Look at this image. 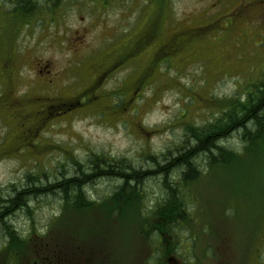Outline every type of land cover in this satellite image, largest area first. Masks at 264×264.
Instances as JSON below:
<instances>
[{"label":"rangeland","instance_id":"1","mask_svg":"<svg viewBox=\"0 0 264 264\" xmlns=\"http://www.w3.org/2000/svg\"><path fill=\"white\" fill-rule=\"evenodd\" d=\"M6 14L0 264H169L161 217L179 261L248 264L255 250L264 264V124H224L219 151L195 137L264 81V0H63ZM94 160L115 171L92 174ZM118 170L140 193L119 211ZM84 171L73 203L56 185Z\"/></svg>","mask_w":264,"mask_h":264},{"label":"trees","instance_id":"2","mask_svg":"<svg viewBox=\"0 0 264 264\" xmlns=\"http://www.w3.org/2000/svg\"><path fill=\"white\" fill-rule=\"evenodd\" d=\"M61 3H63V0H0V7L3 12L10 13L13 15L11 18L16 19L15 17L22 15V17H26L31 19L34 17L35 14L39 13L41 10H54L57 8ZM9 14V15H10ZM6 14V16H9ZM5 16V15H4ZM31 21L27 22L25 25L30 24ZM257 85L250 84V91L248 93V97L246 102L244 103L245 106H242L243 102L239 100V105L242 106L239 107V112L230 113L228 110L224 112L223 117H218L214 121H212L209 125L202 126L199 129V132L195 134L196 137V145H204L203 151L212 152L213 149L217 151L223 150L222 148L218 147L216 143V137L213 135L214 132L218 131H225V125H237L238 127L243 128L244 130H253V128L257 126H262L264 124V113H260L261 115L257 114L254 110L257 108V100L264 102V81L256 82ZM242 104V105H241ZM260 104V103H259ZM232 111V110H231ZM235 113H238L236 115ZM225 124V125H224ZM194 130V127L192 128ZM257 136V135H256ZM255 136V137H256ZM95 162V168L92 167V174H94V170H100V171H106V172H114L115 168L113 164H107V169H104V167H100L98 163H100V160H94ZM195 162H190V160H186L185 158L182 159L180 163H177L175 168L186 165V171H184V179L185 180H191L192 176L195 175V172L197 170L193 169L192 166H194ZM93 166V165H92ZM192 170V172H191ZM118 176H122L124 179V183L122 187H119L117 191V195L115 194L113 196V201L115 204V208L117 211L121 210L123 207L128 205V203L133 202L132 200H128L129 197H127V194H133L134 193V199L138 198L140 196V193L136 191L137 186L131 185L128 177H125L121 171H117ZM193 174H191V173ZM79 178H71L67 179L65 184L56 185L57 190L62 192L63 194H67V197L69 198V201L71 200L72 192L79 193L82 189L81 182L84 181L86 178L92 177V174L83 173L80 172ZM127 178V179H126ZM136 178V177H135ZM137 181V179H136ZM139 181V180H138ZM125 188H127L126 191ZM126 194V195H125ZM73 197V196H72ZM18 199V198H17ZM20 199L22 200L23 197L21 196ZM23 201V200H22ZM12 202H15V199L9 198L6 200V206L10 205ZM24 202V201H23ZM74 203V201H72ZM10 207V206H9Z\"/></svg>","mask_w":264,"mask_h":264},{"label":"flooded vegetation","instance_id":"3","mask_svg":"<svg viewBox=\"0 0 264 264\" xmlns=\"http://www.w3.org/2000/svg\"><path fill=\"white\" fill-rule=\"evenodd\" d=\"M112 214H113V216L115 215L114 212ZM163 220H164V218H163ZM159 223H160V225L156 229V232H157V236L161 239V241H165L164 242L166 244L165 254L167 256V260L169 261L170 264L171 263L172 264H186V263H184L182 261H179L180 258L178 257V254L171 255L172 254L171 251L173 249V247H172L173 246V242H172L171 238L169 237V233L165 230L164 226L161 224V222H159ZM92 249L94 250V247L93 246H92ZM257 249H259V248H257ZM78 256L80 257V255H78ZM259 257H260V251H259V253H256L255 250H254L252 252V255L248 258V264H260V258ZM88 260L91 261V259H89V258H88ZM90 261H88V262L90 263ZM68 264H71V263L68 262Z\"/></svg>","mask_w":264,"mask_h":264}]
</instances>
